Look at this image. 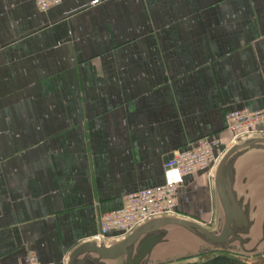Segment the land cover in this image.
I'll use <instances>...</instances> for the list:
<instances>
[{
	"label": "crops",
	"instance_id": "crops-1",
	"mask_svg": "<svg viewBox=\"0 0 264 264\" xmlns=\"http://www.w3.org/2000/svg\"><path fill=\"white\" fill-rule=\"evenodd\" d=\"M92 1L0 0L1 262L68 264L102 214L214 135L245 143L232 181L249 227L229 256L264 264V124L236 139L226 124L264 108V0ZM216 168L184 176L178 217L221 226ZM165 229L148 264L201 262L199 237Z\"/></svg>",
	"mask_w": 264,
	"mask_h": 264
},
{
	"label": "built area",
	"instance_id": "built-area-1",
	"mask_svg": "<svg viewBox=\"0 0 264 264\" xmlns=\"http://www.w3.org/2000/svg\"><path fill=\"white\" fill-rule=\"evenodd\" d=\"M63 0H34L41 11L61 3ZM100 0H93L92 4ZM227 129L233 139L255 133L257 127L264 124V108L250 110L243 108L231 111L226 116ZM225 148L221 140L214 135L198 138L183 150H177L166 161L161 184L127 194L122 199V206L106 212L99 220V230L92 237L97 242H108L125 237L138 225L156 216L178 214V194L186 174L210 172L220 161ZM0 264H4L0 260ZM20 264L43 263L37 255L29 253Z\"/></svg>",
	"mask_w": 264,
	"mask_h": 264
},
{
	"label": "water",
	"instance_id": "water-1",
	"mask_svg": "<svg viewBox=\"0 0 264 264\" xmlns=\"http://www.w3.org/2000/svg\"><path fill=\"white\" fill-rule=\"evenodd\" d=\"M252 140L254 139L246 141L252 142ZM244 144H235L229 148L216 168V190L224 212V221L221 226L210 229L188 218L156 216L138 225L121 239L110 243L90 239L78 245L71 253L68 264H94V259L89 254L97 256L99 260L97 264H148L150 252L161 241L167 229L156 234L153 232L158 228L171 225L183 227L205 243L206 246L201 247L200 252L211 253L212 256L199 264H242L238 259L229 256V252L238 249V246L232 245L233 241H239L242 246L245 239L241 235L247 233L249 227L247 212L242 209L241 203L237 200L232 181L233 162ZM143 234L145 237H141Z\"/></svg>",
	"mask_w": 264,
	"mask_h": 264
},
{
	"label": "rangeland",
	"instance_id": "rangeland-1",
	"mask_svg": "<svg viewBox=\"0 0 264 264\" xmlns=\"http://www.w3.org/2000/svg\"><path fill=\"white\" fill-rule=\"evenodd\" d=\"M201 257H196V259L198 258V260H205V259H207V258H210L211 256H212V254L211 253H206V254H204V255H200Z\"/></svg>",
	"mask_w": 264,
	"mask_h": 264
}]
</instances>
